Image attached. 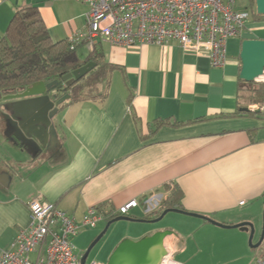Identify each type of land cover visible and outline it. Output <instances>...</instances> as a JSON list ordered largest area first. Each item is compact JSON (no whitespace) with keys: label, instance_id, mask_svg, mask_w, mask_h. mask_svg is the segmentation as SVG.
Returning <instances> with one entry per match:
<instances>
[{"label":"crops","instance_id":"0c3cea01","mask_svg":"<svg viewBox=\"0 0 264 264\" xmlns=\"http://www.w3.org/2000/svg\"><path fill=\"white\" fill-rule=\"evenodd\" d=\"M31 5L54 40H81L88 31L85 2L0 0V38L15 12ZM245 38H264V16L254 13L241 34L227 40L222 66L212 65L208 49L177 41H100L104 60L116 65L106 97L60 106L54 150L15 139L0 101V252L30 226L33 199L55 203L78 223L98 208L103 218L78 232L90 243L120 206L136 199L128 216L155 219L176 190L180 195L170 207L204 217L174 211L164 223L113 222L107 256L124 237L170 228L165 244L179 264H249L259 257L249 231L207 219L255 223L264 207V103L257 105L261 113L237 112L245 98L239 76ZM81 41L78 52L85 57L90 49ZM5 172L11 175L7 184Z\"/></svg>","mask_w":264,"mask_h":264},{"label":"built area","instance_id":"2783aa9c","mask_svg":"<svg viewBox=\"0 0 264 264\" xmlns=\"http://www.w3.org/2000/svg\"><path fill=\"white\" fill-rule=\"evenodd\" d=\"M79 1L89 6L88 31L82 41L69 37L72 47L80 41L90 50L100 41L122 46L177 41L198 52L208 49L213 66L226 63L227 40L240 35L250 17L249 10L238 7L237 0ZM257 82L264 84V73ZM138 205V200H130L116 213L128 215ZM29 209L30 226L18 232L9 248L1 250L0 264H80V254L75 251L72 239L81 227H95L103 218L98 208H90L80 223L46 200H31ZM161 264L179 262L167 251ZM249 264H264V254Z\"/></svg>","mask_w":264,"mask_h":264},{"label":"water","instance_id":"95a60500","mask_svg":"<svg viewBox=\"0 0 264 264\" xmlns=\"http://www.w3.org/2000/svg\"><path fill=\"white\" fill-rule=\"evenodd\" d=\"M255 4L257 14L264 16V0H255ZM240 59V78L246 82L258 81L259 77L264 73V38L243 39ZM94 66L95 62L90 61L66 74L60 80L54 79L49 82L41 80L34 82L23 90L14 89L5 93L1 92L0 101H2L1 106L4 110V115L9 120V123L15 127L14 138L28 148L37 150L48 148L54 150L59 144L54 118L60 106L71 97L70 93L66 92L67 86L80 79ZM5 174L7 175V179L5 180L3 177L2 180L6 181L5 184H7L11 175L8 172H5ZM169 211L204 217L172 207L165 208L160 216L155 219H137L128 215L116 216L108 220L104 229L92 240L85 252L80 256V264L87 263L90 251L104 236L113 222L119 220L155 222L160 220ZM207 219L220 226H235L241 230L249 231V244L253 247H258L264 240V222L260 239L254 244L252 241L255 234L253 223L244 221L235 225H228L211 218ZM172 233V229L166 228L156 230L150 234H144L138 239L124 237L111 252L106 264H161L168 251L165 238Z\"/></svg>","mask_w":264,"mask_h":264},{"label":"trees","instance_id":"16d2710c","mask_svg":"<svg viewBox=\"0 0 264 264\" xmlns=\"http://www.w3.org/2000/svg\"><path fill=\"white\" fill-rule=\"evenodd\" d=\"M249 3L253 8L255 0H249ZM238 7L244 6L239 4ZM255 14L260 16L257 12ZM79 47L80 44L72 47L68 38L54 40L36 6L18 9L10 20L5 35L0 38V93L23 90L41 80H60L66 74L93 61L95 66L89 72L67 86L66 92L71 95L68 100L74 102L105 98L106 87L116 65L104 60L98 44L85 57L79 54ZM241 84L244 86L241 89L245 98L237 112L261 113V106L254 105L264 103V84L257 81L246 82L243 79ZM178 195L180 191L174 190L163 204L167 207L175 206ZM109 215L110 219L119 216L116 212Z\"/></svg>","mask_w":264,"mask_h":264},{"label":"rangeland","instance_id":"374dc122","mask_svg":"<svg viewBox=\"0 0 264 264\" xmlns=\"http://www.w3.org/2000/svg\"><path fill=\"white\" fill-rule=\"evenodd\" d=\"M237 3H238V5L240 4L241 6H244V7H246L247 10H249L250 17L254 16V13L256 12V4L252 8L250 6L249 0H237ZM260 16H263V15H260ZM254 106H257V105H254ZM61 116H62L61 111H59L55 115V118L59 119ZM173 214H175L174 211L168 212L158 222L161 221L160 223H164L167 220L169 221L168 218H170ZM263 214H264V207H263V209H262V211L260 213L259 219L255 223L252 222L254 227H255V234H254V237H253V240H252L254 244L257 243L259 241V239H260V235H261V232H262V229H263V222H264ZM87 229H90V228H87ZM72 241H73V244L75 246V251L77 253H79V254L82 253V251L90 244V243H88L89 239L88 238H81V234L80 233H78L76 236H74ZM109 249H110L109 231H107L105 233V235L96 243V245L91 250V253H90V255H89L88 259H87V263L86 264H93V262L106 264L107 259L109 257V256H107V253H108ZM251 250L254 253H257L258 256L262 255L264 253V242L258 247L251 248Z\"/></svg>","mask_w":264,"mask_h":264},{"label":"flooded vegetation","instance_id":"af4514ba","mask_svg":"<svg viewBox=\"0 0 264 264\" xmlns=\"http://www.w3.org/2000/svg\"><path fill=\"white\" fill-rule=\"evenodd\" d=\"M11 127H12V126H11ZM12 133H14V130H13ZM91 242H92V241H91ZM91 242H90V243H91ZM88 246H89V245H88ZM88 246H87V247H88ZM87 247L82 251V253H80V256L85 252V250L87 249ZM90 253H91V251H90ZM90 253H89V255H90ZM88 257H89V256H88Z\"/></svg>","mask_w":264,"mask_h":264}]
</instances>
